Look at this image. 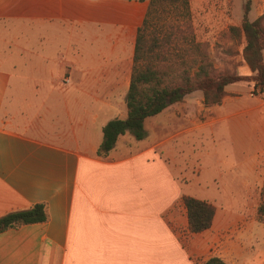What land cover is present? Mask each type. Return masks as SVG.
<instances>
[{"label":"crops","instance_id":"obj_1","mask_svg":"<svg viewBox=\"0 0 264 264\" xmlns=\"http://www.w3.org/2000/svg\"><path fill=\"white\" fill-rule=\"evenodd\" d=\"M148 3L0 0V218L35 204L47 214L0 231V264L250 258L247 224L222 234L236 221H218L219 197L262 194L264 91L255 100L232 84L211 107L195 91L147 118L143 139L125 133L98 154L106 123L127 116ZM246 3L249 21L264 13V0H188L189 18L197 7L235 24ZM184 197L212 205L208 229L189 232Z\"/></svg>","mask_w":264,"mask_h":264},{"label":"trees","instance_id":"obj_2","mask_svg":"<svg viewBox=\"0 0 264 264\" xmlns=\"http://www.w3.org/2000/svg\"><path fill=\"white\" fill-rule=\"evenodd\" d=\"M144 1V0H138ZM169 9L176 12L174 23L164 21L161 32H151L154 19ZM248 4L239 26L229 27V34L241 46V59L253 75V88L258 93L264 91V13L253 21L247 19ZM160 20V21H161ZM187 27L189 31L185 32ZM172 28L174 31H172ZM170 29V31H169ZM174 39V41H173ZM201 45L195 42L190 26L188 0H149L142 25L137 31L133 57L131 80L127 90L125 119H114L102 129V142L98 154H106L112 149L119 136L129 133L136 140L145 137L144 121L162 112L168 106L181 102L184 97L200 91L205 107L219 105L227 95L229 85L245 79L228 69H216ZM189 56V62L183 59ZM183 204L188 219L190 233H200L208 229L214 215L212 205L191 197H184ZM264 212L263 205L258 214ZM47 214L43 204H35L25 210L11 212L0 218V231L22 225L45 222ZM203 264H224L211 257Z\"/></svg>","mask_w":264,"mask_h":264},{"label":"rangeland","instance_id":"obj_3","mask_svg":"<svg viewBox=\"0 0 264 264\" xmlns=\"http://www.w3.org/2000/svg\"><path fill=\"white\" fill-rule=\"evenodd\" d=\"M237 8L241 10L240 7L237 6ZM199 10L200 8L197 7L196 9H194V11ZM194 11L191 12L192 19L190 20V26L194 35L195 42L201 45V50L206 53L213 66L216 69H228L231 71H235L240 75H245V79L237 83L241 86L243 95L247 96L248 98H257V100H259L260 98L262 99V93H258V91L254 90L253 88V75L249 71H241L244 65L241 59V46L236 44V42L231 39L229 34V27L239 26L241 20H235V24H232L230 23V19L232 18V16H229V18L222 17L206 19V17H202L201 13ZM234 11L236 13L235 8ZM176 15V12L171 9L166 11L164 14H160V17H164L165 19L161 20L159 19V16L156 17L153 21L154 25L150 31L154 32V34L156 35L160 34L161 24H163L164 21L171 22L172 19H175ZM176 21V19L173 20L171 24ZM175 26L176 23H174V27ZM181 26L183 28L181 30H184L185 32L189 31L187 27L184 28V25H182V23ZM172 31H174L173 28ZM159 36L162 35L160 34ZM51 45V47L54 46L53 44ZM190 59L191 58L189 56H185L183 60L185 62H189ZM47 68L48 67L46 66V69ZM19 69L20 71H24L25 67ZM49 69L47 70V72L49 71ZM23 74L37 75L38 73L28 71L27 73L24 72ZM250 102L251 101L249 100L244 103L249 104ZM252 103H254V101ZM219 202L221 203V209L218 221L223 222L227 219H233V221H236L230 226L222 229V234L229 233V231L233 229L240 230L241 224H243V228L244 224H247V230L249 232L248 237H250L248 238L246 243L248 248L247 255H249L250 258L244 261L243 256H241L240 259L236 260L234 263L233 260H228L224 264H264V212H262L261 215L258 214V207L260 205H263L264 210V187L262 194L260 192V194L253 196L220 195ZM234 204H241V206ZM241 247L244 248L243 242H241Z\"/></svg>","mask_w":264,"mask_h":264}]
</instances>
